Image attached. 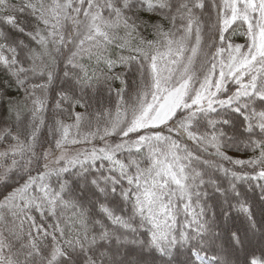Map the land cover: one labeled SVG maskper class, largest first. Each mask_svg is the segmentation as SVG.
I'll return each mask as SVG.
<instances>
[{"label": "snow or ice", "instance_id": "1", "mask_svg": "<svg viewBox=\"0 0 264 264\" xmlns=\"http://www.w3.org/2000/svg\"><path fill=\"white\" fill-rule=\"evenodd\" d=\"M0 264H264V0H0Z\"/></svg>", "mask_w": 264, "mask_h": 264}, {"label": "trees", "instance_id": "2", "mask_svg": "<svg viewBox=\"0 0 264 264\" xmlns=\"http://www.w3.org/2000/svg\"><path fill=\"white\" fill-rule=\"evenodd\" d=\"M20 20H21L22 23H28V18H27L26 16H21V17H20ZM13 35L18 36L20 39H25L23 36H20V34H16V33H14ZM233 41H234L235 43L242 44V43H245V38L242 37V36H234V37H233ZM117 71H121V72H122L123 69L120 68V69H117ZM127 78H128L129 81H130V85H132V84L135 83L137 77H136V74H135L134 72H130V73L128 74V77H127ZM113 86H114V87H117V88L120 87L119 82H118V81L115 82ZM231 87H232V86L230 85V88H231ZM126 98H127V96H126ZM113 102H114V98H113V101H108V102H107V103H108V106L111 107ZM92 103H93V105H95L96 107H98V105H96L95 100H93ZM103 103H105V101H104V98L101 97V105H102ZM91 110H92V109H89V111H91ZM76 111L84 112L85 109H83V108H77ZM41 135H43V130H42V132H41ZM111 139L115 140V138H111ZM94 143H95L97 146H102V142H100V141H94ZM230 154H231V155H238V153H230ZM245 155H247V153H246ZM256 195H257L256 192H250V193H249V196H250V197H253V198H255ZM250 202H252V201L250 200ZM256 203H257V207H259V202L256 201Z\"/></svg>", "mask_w": 264, "mask_h": 264}, {"label": "rangeland", "instance_id": "3", "mask_svg": "<svg viewBox=\"0 0 264 264\" xmlns=\"http://www.w3.org/2000/svg\"><path fill=\"white\" fill-rule=\"evenodd\" d=\"M101 105H98V107H100ZM77 147H81V148H84V147H91V145H87V144H85V145H79V146H77Z\"/></svg>", "mask_w": 264, "mask_h": 264}]
</instances>
